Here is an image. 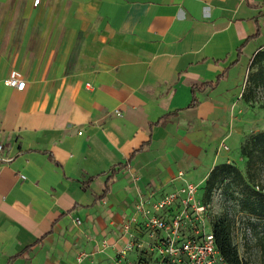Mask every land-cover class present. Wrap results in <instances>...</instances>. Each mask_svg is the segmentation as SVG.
<instances>
[{"label": "crops", "instance_id": "0c3cea01", "mask_svg": "<svg viewBox=\"0 0 264 264\" xmlns=\"http://www.w3.org/2000/svg\"><path fill=\"white\" fill-rule=\"evenodd\" d=\"M35 1L0 0V264H115L141 195L239 159L264 0Z\"/></svg>", "mask_w": 264, "mask_h": 264}, {"label": "built area", "instance_id": "2783aa9c", "mask_svg": "<svg viewBox=\"0 0 264 264\" xmlns=\"http://www.w3.org/2000/svg\"><path fill=\"white\" fill-rule=\"evenodd\" d=\"M39 3L40 0L35 1L36 6ZM6 84L20 91L26 87L15 72ZM5 160L0 154V161ZM200 191L198 184L185 181L183 186L159 199H153L152 193L150 197L141 195L133 214L122 225L119 239L111 244L104 240L101 251L113 247L115 264H228L217 247L208 207L199 197ZM244 229L246 235L252 236L250 227ZM89 256L81 253L79 261Z\"/></svg>", "mask_w": 264, "mask_h": 264}, {"label": "rangeland", "instance_id": "374dc122", "mask_svg": "<svg viewBox=\"0 0 264 264\" xmlns=\"http://www.w3.org/2000/svg\"><path fill=\"white\" fill-rule=\"evenodd\" d=\"M28 19L27 8L21 7V18L16 32H18V43L22 45V50L26 48L27 44L30 45L31 43V40H27L29 32L40 30V27L35 29L36 26L31 27L28 25ZM0 28H2L1 24ZM258 67L254 66L249 76ZM245 90L241 112L236 116L238 118L236 122L237 128L244 132V141H241V146L253 135L264 131V88H254L250 79H248ZM238 141L240 142V140ZM232 163L246 175V158L240 155L239 159ZM255 187L264 191V167L256 178ZM202 188L199 197L208 207L211 227L214 222L221 218H230L232 222L233 244L238 250L240 257L252 264H264V222L244 213L240 209L239 202L232 198L231 190L225 189L223 185H218L209 198H206L205 185ZM249 226L252 228V236L246 235L244 229Z\"/></svg>", "mask_w": 264, "mask_h": 264}, {"label": "trees", "instance_id": "16d2710c", "mask_svg": "<svg viewBox=\"0 0 264 264\" xmlns=\"http://www.w3.org/2000/svg\"><path fill=\"white\" fill-rule=\"evenodd\" d=\"M252 65L259 67L254 73L250 74V76L248 75V79H250L254 88H264V49L255 55ZM219 80L220 78H218L216 83L194 86L191 106L193 107L197 104L196 90H201L204 87H215ZM240 154L242 157L246 158L247 161L246 175L233 163L225 162L216 165L211 170L205 183L206 198L211 196L218 185H223L225 189L231 190L232 198L239 202L241 206L240 209L244 213L264 222V191L263 189H256L255 187L256 178L264 167V131L249 138V140L241 146ZM125 167L126 165L122 168ZM119 170H116V172L113 171L109 176L104 192L100 196L101 199L110 191V181ZM202 189L201 187V190ZM236 193H238V195H236ZM212 230L217 247L228 264H252L240 257L238 250L233 244L232 222L230 218L224 217L217 220L212 225Z\"/></svg>", "mask_w": 264, "mask_h": 264}]
</instances>
